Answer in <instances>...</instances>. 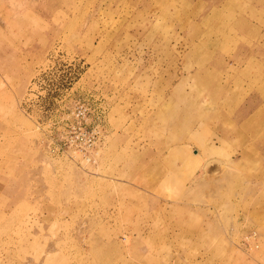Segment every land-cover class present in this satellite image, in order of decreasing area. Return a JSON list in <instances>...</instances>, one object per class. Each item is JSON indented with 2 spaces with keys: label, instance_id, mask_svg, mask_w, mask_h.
<instances>
[{
  "label": "rangeland",
  "instance_id": "374dc122",
  "mask_svg": "<svg viewBox=\"0 0 264 264\" xmlns=\"http://www.w3.org/2000/svg\"><path fill=\"white\" fill-rule=\"evenodd\" d=\"M148 1L0 0V264H264V184L241 153L264 150V115L248 138L203 127L181 173L151 159L153 68L183 58L152 56ZM96 126L85 160L79 133ZM183 187L201 194L184 218L167 201Z\"/></svg>",
  "mask_w": 264,
  "mask_h": 264
},
{
  "label": "crops",
  "instance_id": "0c3cea01",
  "mask_svg": "<svg viewBox=\"0 0 264 264\" xmlns=\"http://www.w3.org/2000/svg\"><path fill=\"white\" fill-rule=\"evenodd\" d=\"M150 1L147 8L155 13L146 33L152 56H178L183 63L153 68L159 75L150 79L151 106L144 117L149 152L156 167L161 163L181 173L191 151L195 159L197 153H203L195 147L202 141L203 127L211 131L215 125L216 138L224 140L231 136L248 138L255 133V121L264 115V0H190L188 5L175 7L168 3L170 0ZM230 24L241 39L231 53L233 57L226 61L223 47ZM181 40L189 44L181 47ZM241 153L249 164L256 154L259 162L255 169L261 174L258 183L264 184V150L257 155L254 146L248 144ZM168 155L169 163L164 161ZM186 191L183 187L175 198L167 200H181L170 209L182 212L183 218L196 212L190 200L201 196L196 189L194 195Z\"/></svg>",
  "mask_w": 264,
  "mask_h": 264
},
{
  "label": "built area",
  "instance_id": "2783aa9c",
  "mask_svg": "<svg viewBox=\"0 0 264 264\" xmlns=\"http://www.w3.org/2000/svg\"><path fill=\"white\" fill-rule=\"evenodd\" d=\"M96 99H97V101H99L98 103H99V106H100L99 112H98V117L101 120H103V118L105 117L106 109H107L106 108V105H105V99L102 96V94H100V93L95 96L94 100L96 101ZM78 102H81V100L79 99ZM89 103H90V99H85V101H82L81 102V104H83V105L89 104ZM75 114H76L77 117H79L80 114H82V117H83L86 113H84L82 111H79L78 113H75ZM80 134H82V138L85 137L84 142H83L84 143L83 147L86 148V150L83 151V154H85V156H86L85 160H92V159H94L93 158V153H92L94 151L93 146H95L97 144L96 142L100 139V137L102 135L100 127L99 126H96L95 128H93L90 131H83L82 130L79 133V135ZM251 234H252L251 236H255L256 235V232L255 231H251Z\"/></svg>",
  "mask_w": 264,
  "mask_h": 264
}]
</instances>
